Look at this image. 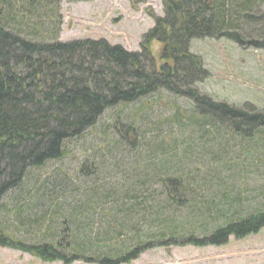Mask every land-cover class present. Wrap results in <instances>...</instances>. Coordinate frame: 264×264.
<instances>
[{"label":"rangeland","instance_id":"374dc122","mask_svg":"<svg viewBox=\"0 0 264 264\" xmlns=\"http://www.w3.org/2000/svg\"><path fill=\"white\" fill-rule=\"evenodd\" d=\"M251 1L254 14H264V0ZM48 2L43 3L42 21L29 16L25 24H14L16 31L41 44L105 39L139 52L143 35L154 26L151 16H163L161 0ZM37 29L40 33H35ZM242 29L250 31L247 25ZM191 52L209 73L197 85L202 95L213 102L264 111V49L203 39L192 41ZM201 112L166 92L107 109L83 138L66 143L68 151L61 160L32 170L21 189L3 198L0 219L8 232L29 244L42 241L44 228L35 221L45 215L53 219L50 236L63 228L71 234L79 225L81 236L91 232L97 238L92 245H100L107 227H124L131 244L168 232L171 225L205 226L207 216L236 219L264 211V132L245 140L225 124L206 125L199 118ZM125 125L134 126L135 132L124 139L120 133L128 131ZM167 176L194 190L190 198L195 207L171 214L158 180ZM134 195L141 196L135 201ZM17 200L22 212L15 209ZM192 215L195 220L187 223ZM63 221L66 224L61 225ZM181 221L187 224L180 225ZM0 264L62 263H43L0 247ZM130 264H264V229L246 239L231 238L220 247L156 246Z\"/></svg>","mask_w":264,"mask_h":264},{"label":"trees","instance_id":"16d2710c","mask_svg":"<svg viewBox=\"0 0 264 264\" xmlns=\"http://www.w3.org/2000/svg\"><path fill=\"white\" fill-rule=\"evenodd\" d=\"M48 1L5 0L0 7V208L3 198L21 189L32 170L61 160L68 151L66 143L83 138L107 109L157 93L191 102L197 111L202 110L203 123L225 124L245 140L264 132V111L213 102L200 93L197 85L209 73L202 59L191 52L192 41L203 39H226L242 49H264V14H254L251 0H161L164 15L154 17V27L135 53L105 40L41 44L26 39L14 24H25L29 16L42 21L43 3ZM243 25L250 31L245 33ZM125 127L128 131L120 133L124 139L135 132L134 126ZM158 180L171 214L195 207L196 201L190 198L194 190L181 179ZM140 196L134 195L135 201ZM18 202L15 209L22 212ZM49 220L53 222L44 215L35 221L44 228L43 239L29 244L8 232L0 219V247L43 263L130 264L156 246L220 247L231 238L246 239L264 229V211L258 210L236 219L207 216L206 225L199 223L197 228L196 224L185 229L171 225L168 232L149 240L137 238L131 244L124 227H107L102 243L92 245L90 241L97 238L91 232L81 236L77 224L71 234L63 228L50 236Z\"/></svg>","mask_w":264,"mask_h":264}]
</instances>
